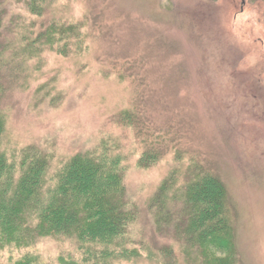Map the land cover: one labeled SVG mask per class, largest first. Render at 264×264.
Masks as SVG:
<instances>
[{"label": "rangeland", "instance_id": "obj_1", "mask_svg": "<svg viewBox=\"0 0 264 264\" xmlns=\"http://www.w3.org/2000/svg\"><path fill=\"white\" fill-rule=\"evenodd\" d=\"M51 21L75 25L66 49L19 41ZM0 82L9 154L37 147L53 167L97 144L120 156L137 209L131 249L174 244L149 201L197 161L223 183L233 264H264V0H56L41 16L0 0ZM145 146L164 153L149 167L137 165ZM69 247L46 239L27 251L57 264ZM25 250L7 247L0 262Z\"/></svg>", "mask_w": 264, "mask_h": 264}, {"label": "trees", "instance_id": "obj_2", "mask_svg": "<svg viewBox=\"0 0 264 264\" xmlns=\"http://www.w3.org/2000/svg\"><path fill=\"white\" fill-rule=\"evenodd\" d=\"M55 1L21 0L35 16ZM78 35L75 25L51 21L30 36L32 41L25 35L19 41L38 47L36 52L41 48L61 52ZM130 122L134 128L138 123ZM3 132L0 112V251L26 249L6 264H46L36 252L27 251L46 239L73 247L58 256L57 264L234 263L223 183L197 161L180 184L176 176H166L151 197L149 208L156 230L172 233L174 244L163 245L156 253L150 250L143 257L129 247L128 229L137 209L126 197L125 166L119 155L97 144L53 167L52 157L37 147L9 154L2 146ZM163 154L157 147L145 146L137 165L149 167Z\"/></svg>", "mask_w": 264, "mask_h": 264}]
</instances>
